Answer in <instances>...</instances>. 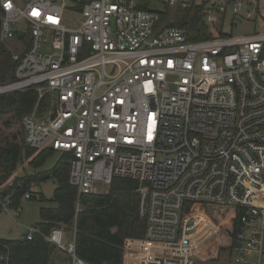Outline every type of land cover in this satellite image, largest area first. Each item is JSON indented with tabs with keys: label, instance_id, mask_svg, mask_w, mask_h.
<instances>
[{
	"label": "built area",
	"instance_id": "obj_1",
	"mask_svg": "<svg viewBox=\"0 0 264 264\" xmlns=\"http://www.w3.org/2000/svg\"><path fill=\"white\" fill-rule=\"evenodd\" d=\"M194 4L202 5L211 38L190 40L186 28L160 23L161 14L171 22L176 8ZM67 14L80 15L76 27L67 25ZM242 20L253 23V34L224 31ZM19 21L31 41L10 52L13 80L0 95L37 91L34 110L21 121L25 145L68 154L78 198L106 193L114 178L138 183L144 237L124 241L122 264L215 257L200 254V236L211 242L223 228L210 205L226 207V215L242 211L229 256L235 264H260L264 0H0V44L24 36L11 28ZM1 196L7 212L9 196ZM45 239L69 264H92L76 255L63 229Z\"/></svg>",
	"mask_w": 264,
	"mask_h": 264
},
{
	"label": "trees",
	"instance_id": "obj_2",
	"mask_svg": "<svg viewBox=\"0 0 264 264\" xmlns=\"http://www.w3.org/2000/svg\"><path fill=\"white\" fill-rule=\"evenodd\" d=\"M202 9L200 4L176 8L171 22L167 20L168 13H163L160 23L186 28L190 40L211 38L212 33L202 19ZM14 68L10 52H6L0 44V86L13 80ZM37 101L38 93L34 88L0 95V180L9 178L17 166L35 152L25 145L21 121L32 113ZM39 104L41 110L46 105L45 99ZM49 153L54 151L45 149L30 162L34 171L42 166ZM61 155L48 171L15 178L12 186L2 193L1 199L9 196V208L17 210L32 183L39 184L49 179L56 183L50 199L42 195L39 198L41 202L51 204L39 210L40 219L34 225L39 232L31 240L23 237L0 239V256L7 257L0 264H59L57 254L60 251L45 239L54 227L73 232L76 255L92 264H122L124 241L144 237L145 222L141 217L136 181L114 178L106 193L78 198L76 188L69 184L70 156ZM227 211L226 207H207L215 222L224 218L223 228L211 239L219 250H227L235 244L239 229L242 211L226 215Z\"/></svg>",
	"mask_w": 264,
	"mask_h": 264
},
{
	"label": "rangeland",
	"instance_id": "obj_3",
	"mask_svg": "<svg viewBox=\"0 0 264 264\" xmlns=\"http://www.w3.org/2000/svg\"><path fill=\"white\" fill-rule=\"evenodd\" d=\"M152 8L155 10H161L162 7L158 2L152 3ZM174 13V12H173ZM172 15V14H170ZM174 15V14H173ZM69 18L67 20V25L70 27H76L79 23L81 17L80 15L67 14ZM169 17V13H168ZM11 28L17 29L22 32L24 36L22 38L9 37L2 45L6 52L19 53L30 43L31 34L25 22L19 21L15 25H11ZM224 31L232 37H241L245 35H250L255 32L253 23L250 21H240L236 26L232 28L230 26H225ZM42 151L34 152L28 160H23L15 171L7 179L0 180V191L4 193L13 183L15 178H22L23 176H29L33 172L48 171L51 169L55 163L62 156L59 152L49 153L45 158V162L42 166L38 167L36 171L30 166V162L38 157ZM56 188V183L53 179L46 180L39 184L32 183L30 185L29 191L31 192L32 199L21 198L20 205L18 207L19 216L14 217L16 209H9L7 212L2 211L0 213V239H20L23 235L30 232L34 227L35 223L39 222V210L41 207H49L51 204L47 202H41L39 198L41 195L45 199H50L52 197L53 191ZM64 231V230H63ZM65 233V240L74 239L73 232ZM251 261L256 263L257 256H249ZM57 263L59 264H69L68 258L61 252L57 254ZM194 264H235L231 257L229 256L228 250H220L218 259H208L203 260L197 258L194 260ZM260 264H264V256L260 259Z\"/></svg>",
	"mask_w": 264,
	"mask_h": 264
},
{
	"label": "crops",
	"instance_id": "obj_4",
	"mask_svg": "<svg viewBox=\"0 0 264 264\" xmlns=\"http://www.w3.org/2000/svg\"><path fill=\"white\" fill-rule=\"evenodd\" d=\"M23 237V236H22ZM201 238V247H200V250L201 252L203 253H207V252H210L211 254H215V257L213 258H210V259H218L219 257V250L217 247H215L211 242H210V238ZM251 257L254 256L253 254L250 255ZM203 260H208V259H205V258H201Z\"/></svg>",
	"mask_w": 264,
	"mask_h": 264
},
{
	"label": "bare ground",
	"instance_id": "obj_5",
	"mask_svg": "<svg viewBox=\"0 0 264 264\" xmlns=\"http://www.w3.org/2000/svg\"><path fill=\"white\" fill-rule=\"evenodd\" d=\"M23 197H24V196H23ZM200 254H205V253L200 252Z\"/></svg>",
	"mask_w": 264,
	"mask_h": 264
},
{
	"label": "water",
	"instance_id": "obj_6",
	"mask_svg": "<svg viewBox=\"0 0 264 264\" xmlns=\"http://www.w3.org/2000/svg\"><path fill=\"white\" fill-rule=\"evenodd\" d=\"M19 36H21V35H19Z\"/></svg>",
	"mask_w": 264,
	"mask_h": 264
}]
</instances>
